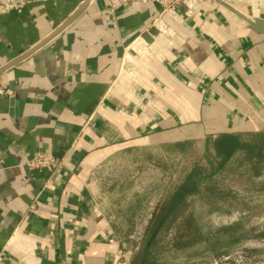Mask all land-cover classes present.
Masks as SVG:
<instances>
[{
    "label": "crops",
    "instance_id": "crops-1",
    "mask_svg": "<svg viewBox=\"0 0 264 264\" xmlns=\"http://www.w3.org/2000/svg\"><path fill=\"white\" fill-rule=\"evenodd\" d=\"M224 1L233 9L201 0L194 18L164 16L172 36L136 60L126 50L160 19L154 3L35 0L0 13V83L12 91L0 96V264H134L133 236L114 231L105 199L111 159L264 130V29L238 15L264 20V0ZM123 58L137 76L124 89ZM36 152L59 165L29 167Z\"/></svg>",
    "mask_w": 264,
    "mask_h": 264
},
{
    "label": "rangeland",
    "instance_id": "rangeland-1",
    "mask_svg": "<svg viewBox=\"0 0 264 264\" xmlns=\"http://www.w3.org/2000/svg\"><path fill=\"white\" fill-rule=\"evenodd\" d=\"M138 52L134 60L142 59L143 51ZM125 63L128 67L115 82L123 89L137 80L135 65ZM242 157L236 153L216 170L221 159L211 142L202 139L183 148L142 147L115 156L101 176L114 231L132 235L137 252L154 236L145 249L153 264H264V163ZM191 170L196 171L191 180L198 182L199 192L187 194L157 230L155 221L181 192ZM176 234L195 242L173 246Z\"/></svg>",
    "mask_w": 264,
    "mask_h": 264
},
{
    "label": "trees",
    "instance_id": "trees-1",
    "mask_svg": "<svg viewBox=\"0 0 264 264\" xmlns=\"http://www.w3.org/2000/svg\"><path fill=\"white\" fill-rule=\"evenodd\" d=\"M244 135H246V139L242 138ZM205 141L211 142L214 155L221 159L219 161V165L217 166V168H215L216 170L218 168H221L222 165L236 153H241L243 156V160H245L246 162L264 163V130L248 132L245 134L219 133L215 137H207ZM187 143H190V141H177L173 143L172 147L183 148ZM195 172V170H191L187 174L185 181L180 186L181 192H179L177 196L174 195L171 198L161 216L155 221L154 228L159 230L162 227L164 222L163 218L166 219L168 214L173 209H175L180 202H182V199H184L187 194H194L199 192L198 182H195V180H191V177L193 176L192 174H194ZM187 237L189 236L176 234L174 236L175 241L173 243V246L179 247L181 244L190 245L195 242L194 239H189ZM154 238V236H151L148 239L146 246H144L141 251L135 252L133 258L134 264H153L150 260H148V258H146L147 253L145 249H148L151 246Z\"/></svg>",
    "mask_w": 264,
    "mask_h": 264
},
{
    "label": "built area",
    "instance_id": "built-area-1",
    "mask_svg": "<svg viewBox=\"0 0 264 264\" xmlns=\"http://www.w3.org/2000/svg\"><path fill=\"white\" fill-rule=\"evenodd\" d=\"M35 0H0V13L22 12L30 3ZM111 11L129 3H154L157 5L160 19L152 24H156L158 34L170 37L174 32L173 25L164 20V16H170L180 11L184 17L194 18L198 14L201 0H106ZM163 16V18H161ZM168 38V37H167ZM12 91L0 83V96H11ZM59 159L49 152H36L27 162L29 167L55 168L59 165Z\"/></svg>",
    "mask_w": 264,
    "mask_h": 264
},
{
    "label": "water",
    "instance_id": "water-1",
    "mask_svg": "<svg viewBox=\"0 0 264 264\" xmlns=\"http://www.w3.org/2000/svg\"><path fill=\"white\" fill-rule=\"evenodd\" d=\"M220 3H222L223 5H225L226 7H230L227 6L228 4L224 1V0H219ZM85 5V2L82 3L68 18H66L59 26H57V28H55V30L50 33L44 40H42L39 44H37L35 47L31 48L30 50H28L27 52H25L24 54H22L20 57H18L17 59H15L13 61L16 62L17 60L23 58L24 56H26L27 54L31 53L33 50H35L36 48L40 47L42 44L45 43V41H47L48 39H50L51 37H53L55 34H57L59 31H61L65 26H67L83 9ZM230 9H233L230 7ZM235 11V10H234ZM237 13V12H236ZM238 15L243 18L246 22L247 25L250 29L256 31V32H260L263 33V29H264V20L258 18V17H252V18H247L245 15L238 13ZM158 34V28L156 24H152L147 30L146 32H144L141 35V39L145 42V43H150L154 36Z\"/></svg>",
    "mask_w": 264,
    "mask_h": 264
},
{
    "label": "bare ground",
    "instance_id": "bare-ground-1",
    "mask_svg": "<svg viewBox=\"0 0 264 264\" xmlns=\"http://www.w3.org/2000/svg\"><path fill=\"white\" fill-rule=\"evenodd\" d=\"M157 35H161V34H156V35L154 36L153 40L155 39V37H157ZM161 36L167 40V37H165V36H163V35H161ZM139 39H141V38H139ZM153 40H152L150 43H145V42L142 43V41H136V42H134V44L132 45V48L138 50V49H141L142 47H144L146 50H148V51L150 52L149 45L153 43ZM143 44H144L145 46H144ZM151 47H152V46H151ZM142 49H143V48H142ZM126 51L131 52L132 55H133V53L136 52V51H134L133 49H130L129 47L127 48ZM126 53H127V52H126ZM127 54H128V53H127ZM127 54H126V55H127ZM127 56L129 57L130 54H128ZM125 58H126V57H125ZM129 58H130V57H129Z\"/></svg>",
    "mask_w": 264,
    "mask_h": 264
}]
</instances>
